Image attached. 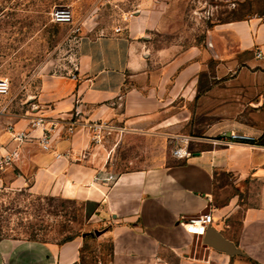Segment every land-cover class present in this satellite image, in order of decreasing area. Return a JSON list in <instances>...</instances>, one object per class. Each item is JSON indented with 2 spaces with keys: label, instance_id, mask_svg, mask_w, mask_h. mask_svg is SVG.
I'll return each mask as SVG.
<instances>
[{
  "label": "crops",
  "instance_id": "1",
  "mask_svg": "<svg viewBox=\"0 0 264 264\" xmlns=\"http://www.w3.org/2000/svg\"><path fill=\"white\" fill-rule=\"evenodd\" d=\"M167 1L139 2L125 13L118 32L115 26L97 36L83 35L77 78H44L30 110L1 108L0 154L18 149L19 156L0 169V194L27 189L98 203L101 216L115 222L112 264H158L163 250L184 261L194 254L199 264L227 261L225 252L204 245L201 250L200 237L195 242L196 235L180 221L208 211L211 225L241 255L264 264V149L211 142L231 130L264 142V16L217 26L202 45H174L154 55L149 33L159 26ZM155 57L162 63L156 70ZM77 110L83 121L69 133L67 123ZM36 116L58 123L50 150L39 144L42 130L30 126ZM95 120L113 126L111 145L106 144L110 136L93 140L88 121ZM9 123L32 138L19 145L7 130ZM191 124L200 136L199 148L176 158L169 146L184 144L181 138L188 135L182 129ZM136 136L148 143L142 149L145 158L152 160L156 150L158 161L116 170L115 152L124 143L135 149L129 140ZM135 161L123 163L134 167ZM109 176V182H98ZM81 247L80 238L58 244L0 236V264H73ZM199 252L203 259L197 258Z\"/></svg>",
  "mask_w": 264,
  "mask_h": 264
},
{
  "label": "rangeland",
  "instance_id": "2",
  "mask_svg": "<svg viewBox=\"0 0 264 264\" xmlns=\"http://www.w3.org/2000/svg\"><path fill=\"white\" fill-rule=\"evenodd\" d=\"M154 1L0 0V78H6L10 83L9 94L0 95V111L4 105L8 106L10 112L30 110L31 100L39 95L44 78L72 74L78 41L83 35L97 36L108 28L117 27L125 19V13L136 10L139 2L149 6ZM58 7L71 10L72 23L52 20L51 13ZM260 16H264V0H168L159 26L149 33L150 48L156 55L161 49L174 45L178 48L180 45L185 48L193 44L202 45L209 30L217 26L223 28L225 23ZM153 63L154 70L162 65L156 57ZM188 107L192 109V104ZM72 118L83 121L79 116L73 115ZM206 121H209L208 117L203 120L204 123ZM182 133L188 136L181 139L190 138L185 145L191 152L199 148L195 145L200 136L192 124L185 126ZM107 138L106 144L111 145L112 135ZM129 141L134 143L135 149L128 147L127 143L121 145L114 154L116 170L143 167L146 158L142 149L148 146L146 139L136 136ZM169 148L172 152L175 147ZM158 154L159 151L154 150L152 160L146 159L145 162L156 163ZM129 158L135 159L137 165L126 166L123 162ZM98 180L101 183L109 182L111 177ZM98 209L96 202L53 194L40 196L27 189L7 190L0 194V236L58 244L80 238L82 247L78 264H112L111 229L115 222L112 217H102ZM232 226L233 230L237 229V223L233 222ZM198 240L196 236L195 242ZM202 240L203 237H200L201 250L204 248ZM197 258L203 259L204 254L199 252ZM214 263L256 264L238 254L230 255L225 262L215 260ZM158 264L199 263L195 261L194 254L184 261L175 252L163 250Z\"/></svg>",
  "mask_w": 264,
  "mask_h": 264
},
{
  "label": "built area",
  "instance_id": "3",
  "mask_svg": "<svg viewBox=\"0 0 264 264\" xmlns=\"http://www.w3.org/2000/svg\"><path fill=\"white\" fill-rule=\"evenodd\" d=\"M52 20L57 23H72L73 22V14L71 10L67 7H58L51 13ZM126 19V17H124ZM121 30V27H116L115 31L118 32ZM261 56L262 54L259 52L257 54ZM78 70L77 65H74V70L71 74L72 78H77V74L75 71ZM10 92V83L6 78H0V95H8ZM80 111H76L74 116H78ZM58 123L54 121L47 120L44 116H36L31 120L30 126L33 129L40 128L42 130L41 136L38 137L39 144L42 149L50 150L52 148V134L56 128ZM80 123L75 119H70L67 123V130L69 133H74L75 129ZM7 130H9L12 134V139L17 142L19 145L24 143L27 140H30L32 137L30 132L24 129H16L12 123L7 125ZM89 130L93 134V140L96 142H101L105 140V138L112 134L113 126L102 120H95L89 123ZM189 137H184L181 139V142L184 144H180L173 148L172 154L176 158H187L191 155V151L189 150L187 144L189 142ZM211 142L217 145H230L232 143H242L248 144L250 146L256 148L264 149V142L262 138L256 137L253 134H249L247 132H242L238 130H231L229 132H222L219 135L211 138ZM19 156V150L15 149L11 152L0 154V169L3 167L12 164L16 158ZM212 213L211 212H202L196 214L191 217L180 218L181 223L186 226V228L193 235L203 237L206 233L208 227L212 223ZM190 226V228L187 227Z\"/></svg>",
  "mask_w": 264,
  "mask_h": 264
},
{
  "label": "water",
  "instance_id": "4",
  "mask_svg": "<svg viewBox=\"0 0 264 264\" xmlns=\"http://www.w3.org/2000/svg\"><path fill=\"white\" fill-rule=\"evenodd\" d=\"M202 241L205 247L214 248L215 250L225 252L228 255L242 254L240 249H238L230 239L225 237L212 225L208 227Z\"/></svg>",
  "mask_w": 264,
  "mask_h": 264
},
{
  "label": "trees",
  "instance_id": "5",
  "mask_svg": "<svg viewBox=\"0 0 264 264\" xmlns=\"http://www.w3.org/2000/svg\"><path fill=\"white\" fill-rule=\"evenodd\" d=\"M73 264H78V261H77V262H75V263H73Z\"/></svg>",
  "mask_w": 264,
  "mask_h": 264
}]
</instances>
